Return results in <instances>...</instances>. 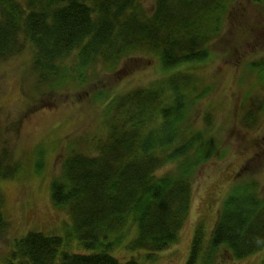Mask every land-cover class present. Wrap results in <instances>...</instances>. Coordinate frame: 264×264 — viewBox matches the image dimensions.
<instances>
[{"label": "trees", "instance_id": "16d2710c", "mask_svg": "<svg viewBox=\"0 0 264 264\" xmlns=\"http://www.w3.org/2000/svg\"><path fill=\"white\" fill-rule=\"evenodd\" d=\"M234 1L154 0L149 11L142 0H0V58L29 48L39 80L55 89L86 86L95 63L115 67L136 52L155 55L162 73L154 85L114 95L102 115L104 133L77 139L88 151L72 147L50 184L53 205L67 210L87 252L60 249V235L30 231L0 264H148L144 260L178 240L195 171L218 145L195 118L212 85L203 87L184 65L211 54L208 44L223 31ZM248 67L263 81L264 61ZM205 116L210 124L212 112ZM258 117L247 115L255 125ZM167 164L174 169L159 174ZM22 166L21 160L0 161V179L15 177ZM258 188L250 177L232 182L209 236L202 224L196 227L185 264H213L221 245L238 259L261 249L264 197ZM4 222L0 209V227ZM122 247L129 257L114 251Z\"/></svg>", "mask_w": 264, "mask_h": 264}, {"label": "rangeland", "instance_id": "374dc122", "mask_svg": "<svg viewBox=\"0 0 264 264\" xmlns=\"http://www.w3.org/2000/svg\"><path fill=\"white\" fill-rule=\"evenodd\" d=\"M142 3L150 11L154 0ZM231 10L221 34L208 44L211 54L184 65L203 87L212 85L197 103L195 118L214 133L217 149L195 171L190 208L178 240L142 259L148 264H185L196 227L202 224L209 236L222 197L238 176L256 180L264 197V78L261 81L259 73L248 67L251 61H264V0H235ZM32 63L29 48L0 58V161L5 166L23 163L15 177L0 179L5 219L0 227V262L14 241L30 231L60 235V249L87 252L67 210L53 205L50 184L62 174L63 159L72 147L88 151L83 141L77 143L80 138L104 133L102 115L114 95L149 87L162 76L155 55L136 52L115 67L95 63L86 86L55 89L54 84L39 80ZM103 89L105 93L96 99ZM207 110L212 112L210 124ZM253 112L260 116L257 125L247 118ZM173 169L174 164H167L158 173ZM128 227L135 229L133 224ZM114 251L125 258L132 253L123 247ZM215 256L213 264H264V245L244 259L221 245Z\"/></svg>", "mask_w": 264, "mask_h": 264}]
</instances>
